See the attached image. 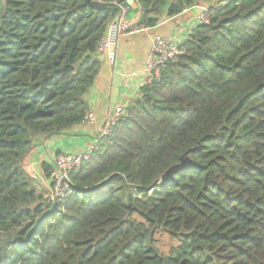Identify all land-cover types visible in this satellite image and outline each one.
Returning <instances> with one entry per match:
<instances>
[{"label":"trees","instance_id":"trees-1","mask_svg":"<svg viewBox=\"0 0 264 264\" xmlns=\"http://www.w3.org/2000/svg\"><path fill=\"white\" fill-rule=\"evenodd\" d=\"M120 1L0 0V264H264V0H136L140 28L212 14L71 172L70 195L36 185L39 139L88 114Z\"/></svg>","mask_w":264,"mask_h":264},{"label":"crops","instance_id":"crops-1","mask_svg":"<svg viewBox=\"0 0 264 264\" xmlns=\"http://www.w3.org/2000/svg\"><path fill=\"white\" fill-rule=\"evenodd\" d=\"M198 16L197 10L178 17L164 16L149 32L121 38L117 45L115 64L104 57L100 59V73L86 96L88 113L94 115V123L75 126L62 136L39 139L27 164L39 188L52 190L51 179L45 177L43 164H52L55 169L58 155L87 149L95 142L103 124L117 107L126 110L136 101L141 87L147 82L145 70L154 38L162 36L175 43L185 44L193 28L199 24ZM138 17L139 14L130 20L136 26Z\"/></svg>","mask_w":264,"mask_h":264},{"label":"built area","instance_id":"built-area-1","mask_svg":"<svg viewBox=\"0 0 264 264\" xmlns=\"http://www.w3.org/2000/svg\"><path fill=\"white\" fill-rule=\"evenodd\" d=\"M134 1L137 5L136 0ZM119 8V14L109 25L108 31L105 37L100 43L98 50V56L106 58L111 64H115L117 58V45L121 38L133 36L149 32L151 28H140L133 24V21L126 19L128 8L121 6L119 3H115ZM139 6V5H138ZM199 11L198 22L199 24H208L212 11L210 7L197 5L186 9L182 14H187L193 11ZM181 15V14H180ZM139 16L141 17V9ZM177 15L176 17H178ZM186 52L184 44H178L170 41L162 36H156L154 38L150 59L146 66L147 82L150 83L157 79L161 75V71L164 70L168 63L174 62L179 57L183 56ZM125 114L124 107H117L107 121L103 124L100 133L95 142L87 149L79 153H67L60 154L55 159V170L51 176L52 191L54 198L64 199L71 194L69 188L70 174L76 168L80 167L85 161H88L96 147L100 142L108 138L117 126L120 118ZM94 115L88 113L85 116L83 124L94 123Z\"/></svg>","mask_w":264,"mask_h":264},{"label":"water","instance_id":"water-1","mask_svg":"<svg viewBox=\"0 0 264 264\" xmlns=\"http://www.w3.org/2000/svg\"><path fill=\"white\" fill-rule=\"evenodd\" d=\"M121 6L127 7L128 12L126 14L127 20H132L135 15L140 13V7L132 0H124L118 2ZM191 164V161L188 157L182 158L181 162L177 165L171 167L163 176H162V184H165L168 180L174 177L176 173H179L186 168H188Z\"/></svg>","mask_w":264,"mask_h":264},{"label":"rangeland","instance_id":"rangeland-1","mask_svg":"<svg viewBox=\"0 0 264 264\" xmlns=\"http://www.w3.org/2000/svg\"><path fill=\"white\" fill-rule=\"evenodd\" d=\"M202 6H207L208 5H202ZM156 240H157V246L159 247V249L165 253L168 254L170 249L175 246V242L169 237V235L165 234V233H158L156 235Z\"/></svg>","mask_w":264,"mask_h":264},{"label":"bare ground","instance_id":"bare-ground-1","mask_svg":"<svg viewBox=\"0 0 264 264\" xmlns=\"http://www.w3.org/2000/svg\"><path fill=\"white\" fill-rule=\"evenodd\" d=\"M139 18V17H138Z\"/></svg>","mask_w":264,"mask_h":264}]
</instances>
